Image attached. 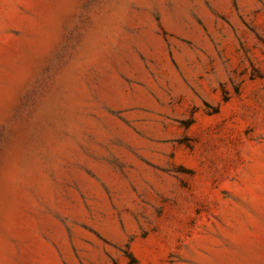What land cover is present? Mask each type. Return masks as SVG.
<instances>
[{
	"label": "rangeland",
	"instance_id": "obj_1",
	"mask_svg": "<svg viewBox=\"0 0 264 264\" xmlns=\"http://www.w3.org/2000/svg\"><path fill=\"white\" fill-rule=\"evenodd\" d=\"M0 264H264V0H0Z\"/></svg>",
	"mask_w": 264,
	"mask_h": 264
}]
</instances>
